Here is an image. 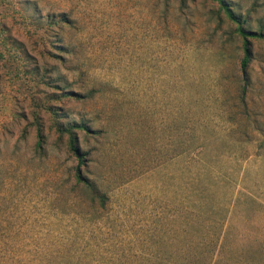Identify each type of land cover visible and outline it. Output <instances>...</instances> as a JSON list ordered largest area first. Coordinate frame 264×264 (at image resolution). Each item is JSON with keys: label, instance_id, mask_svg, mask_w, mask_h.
<instances>
[{"label": "rangeland", "instance_id": "374dc122", "mask_svg": "<svg viewBox=\"0 0 264 264\" xmlns=\"http://www.w3.org/2000/svg\"><path fill=\"white\" fill-rule=\"evenodd\" d=\"M230 2L264 24V0ZM252 42L242 116L241 40L215 1L0 0V264L262 261L264 216L247 202L264 180ZM56 121L86 126L79 170L103 204L75 185ZM183 137L207 139L205 154L178 155Z\"/></svg>", "mask_w": 264, "mask_h": 264}, {"label": "trees", "instance_id": "16d2710c", "mask_svg": "<svg viewBox=\"0 0 264 264\" xmlns=\"http://www.w3.org/2000/svg\"><path fill=\"white\" fill-rule=\"evenodd\" d=\"M218 3L219 9L224 13L225 17L235 26V32L239 36L241 40V50H242V57L239 61V76L237 77V86H238V94H239V104L242 108L241 113L242 116L248 115L247 113V103H246V92L250 87V80H249V68L250 64L253 60V40L260 39L264 41V24L262 22L258 23V29L254 30L249 26V19L248 16H244L240 13L238 6H234L230 0H212ZM46 110L50 111L51 114L56 115L54 111L49 106ZM248 120V119H247ZM249 123V120H248ZM37 128V145L38 148L41 147L43 143V134L41 132V127L38 123H36ZM56 128L60 133H65L68 135V147L69 151L73 154V156L77 160V166L74 172V181L75 185L79 186L85 193L89 194L93 200L99 201L103 204L106 200V196L101 193L98 188L95 186L94 182L91 181L85 174H83L79 169L84 164L85 154L79 149L77 144V140L75 138V130H87L86 126L81 123H66L56 121ZM258 130V128H257ZM264 132V131H263ZM262 132V133H263ZM264 135V134H263ZM244 143L246 142L245 139L243 140ZM209 141L207 139H199V138H182V140L178 141V155H182L185 153L193 152L199 150L200 153L205 154L203 151ZM243 144L242 141H240ZM264 146V141L260 140L258 143L257 148H262ZM263 154V153H262ZM262 154H257V158L264 159ZM244 158H249L248 155L243 156ZM252 248V247H251ZM250 252H253L249 249ZM216 253H213L209 263L211 264L214 260ZM258 259L255 261H260L258 264L264 263V242L257 245V248L250 256V259L254 261L256 258Z\"/></svg>", "mask_w": 264, "mask_h": 264}, {"label": "crops", "instance_id": "0c3cea01", "mask_svg": "<svg viewBox=\"0 0 264 264\" xmlns=\"http://www.w3.org/2000/svg\"><path fill=\"white\" fill-rule=\"evenodd\" d=\"M262 148L264 150V146ZM262 155L264 156V151ZM261 161L263 162L262 164L263 166H261V164L259 163L258 169L260 171L261 168H263L262 176L264 177V159H261ZM251 190H253L251 192L252 195L249 198H247V202L250 203V205L255 206L256 213L263 217L264 216V180L263 181L258 180L257 185L254 187H251ZM254 193L255 195H253Z\"/></svg>", "mask_w": 264, "mask_h": 264}]
</instances>
